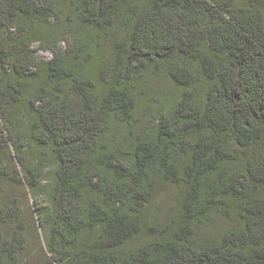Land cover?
I'll return each instance as SVG.
<instances>
[{"label": "trees", "instance_id": "16d2710c", "mask_svg": "<svg viewBox=\"0 0 264 264\" xmlns=\"http://www.w3.org/2000/svg\"><path fill=\"white\" fill-rule=\"evenodd\" d=\"M149 68L184 91L156 132L116 139ZM162 181L185 185L183 228L132 245ZM12 189L32 197L35 264H264V0H0V264L27 245ZM225 208L237 226L198 242Z\"/></svg>", "mask_w": 264, "mask_h": 264}, {"label": "rangeland", "instance_id": "374dc122", "mask_svg": "<svg viewBox=\"0 0 264 264\" xmlns=\"http://www.w3.org/2000/svg\"><path fill=\"white\" fill-rule=\"evenodd\" d=\"M39 57L49 59L51 55L46 51H37ZM94 64V62H93ZM132 87V84H131ZM132 91L137 99L131 127L124 128L120 125H113L112 137L116 139L130 137L134 133L156 132L158 127V111L165 110V101L170 95H177L184 91V88L177 86L169 77L168 71L158 74L154 69L136 77L133 82ZM23 131V130H22ZM27 144L31 154L28 159L35 163L46 151ZM54 175V166L49 161L45 162L43 184L50 185ZM184 184L175 182H160L154 193L151 202L147 205L142 223L135 235L136 239L132 245L149 242L152 233L165 230V237L174 236L180 233L183 223L180 222L181 209L179 200L184 193ZM13 194L18 198L22 210L21 221L26 224L27 245L20 252V264H35L41 257L39 243L42 241V233L38 220L32 211V197L26 189H12ZM44 203H46L44 201ZM238 219L233 215L230 208L224 212L210 210L205 217L198 219L195 224V239L200 243L220 242L223 236L237 226Z\"/></svg>", "mask_w": 264, "mask_h": 264}]
</instances>
